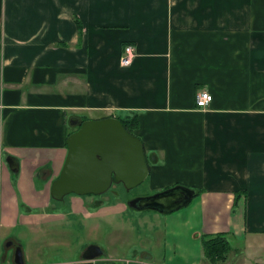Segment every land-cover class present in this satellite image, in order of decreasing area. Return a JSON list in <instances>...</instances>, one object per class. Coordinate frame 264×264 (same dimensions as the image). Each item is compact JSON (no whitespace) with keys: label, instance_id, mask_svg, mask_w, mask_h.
I'll list each match as a JSON object with an SVG mask.
<instances>
[{"label":"crops","instance_id":"0c3cea01","mask_svg":"<svg viewBox=\"0 0 264 264\" xmlns=\"http://www.w3.org/2000/svg\"><path fill=\"white\" fill-rule=\"evenodd\" d=\"M110 116L137 118L153 194L198 193L164 214L157 250L122 255L89 240L104 254L88 259L63 228L44 243L49 228L78 220L88 233L122 210L70 194L65 211L51 185L71 120ZM219 233L234 257L216 264H264V0H0V264H17V247L23 264H215L203 236ZM43 244L56 249L48 259Z\"/></svg>","mask_w":264,"mask_h":264},{"label":"water","instance_id":"95a60500","mask_svg":"<svg viewBox=\"0 0 264 264\" xmlns=\"http://www.w3.org/2000/svg\"><path fill=\"white\" fill-rule=\"evenodd\" d=\"M77 126L68 139V154L60 175L52 182L51 195L62 201L67 195H102L113 184L122 183L132 189L143 183L150 174L144 143L127 130L122 120L110 116L101 119H73ZM10 167L17 171L14 157L7 158ZM196 190L175 185L152 195L128 201L135 210H154L171 213L189 205ZM104 254L98 245H90L84 257L95 259ZM17 264H23V251L17 247Z\"/></svg>","mask_w":264,"mask_h":264},{"label":"rangeland","instance_id":"374dc122","mask_svg":"<svg viewBox=\"0 0 264 264\" xmlns=\"http://www.w3.org/2000/svg\"><path fill=\"white\" fill-rule=\"evenodd\" d=\"M154 190L150 189L149 181L145 180L140 185L132 188L127 189L122 183H115L111 187L109 191L102 195H92L90 197H96L105 199V209L116 207L122 212L115 215H109L107 217H113V218H102L97 219L96 221L92 222V231L87 233L86 224L83 221L81 226H79V221L77 220L75 223V235H74V229L72 228V225L74 224L71 222L70 225H57L52 228H49L48 234H44L46 237V240L44 243H52L55 241V238L61 239L60 233L61 228H63L65 238V242L72 246L71 241L73 238L80 237L82 238V242H86V245L81 248V252L87 248V246L90 243L89 240L94 241L93 243H98L102 246L105 245V247L110 251H118L120 254L126 255V252L130 250V253L133 252V250H140L142 251L143 246L149 247L151 250H157L160 246V241L156 238L160 235L164 236V230L163 228V221H165L164 214H159L158 212H155L154 210L150 211H143V212H137L133 208L126 206V208H123L122 204L118 205L119 203H127L129 199L134 198L135 196H139L142 194H153ZM75 199H79L80 201H83V197H86L88 195H72ZM82 197V198H81ZM68 199L70 197L67 195L66 198L62 201H58L60 203L62 208H64V205L66 206L65 211L67 210V207H69ZM86 199V198H85ZM89 199V198H88ZM92 199V198H91ZM122 199V200H119ZM88 203V202H86ZM100 203V202H99ZM99 203H95V205L98 207L102 206V204L98 205ZM89 207V205H88ZM86 208L88 210L89 208ZM147 212V213H145ZM145 213V214H144ZM91 223H89L90 225ZM66 226V228H64ZM79 226V227H78ZM88 226V223H87ZM86 228V230H84ZM65 229L67 231L65 232ZM53 232L55 233L53 235ZM58 233L59 236L56 234ZM78 234V236H77ZM162 238V237H161ZM77 239V238H76ZM46 244L43 246L45 249L43 250L46 253L45 259H48L50 257V253L52 252V248L54 247H48ZM99 245V246H100ZM41 248V247H40ZM37 249L36 244L33 245V250ZM39 249V248H38ZM54 251L56 249L54 248ZM71 252L68 253L67 256L71 257L72 252H75V249L70 250ZM80 252V254H81ZM135 253L131 254L132 256ZM234 257V249L232 248L229 257Z\"/></svg>","mask_w":264,"mask_h":264},{"label":"trees","instance_id":"16d2710c","mask_svg":"<svg viewBox=\"0 0 264 264\" xmlns=\"http://www.w3.org/2000/svg\"><path fill=\"white\" fill-rule=\"evenodd\" d=\"M121 120L125 125V127L127 128V130L135 134V129L138 126L137 118L129 117L127 119H121ZM197 193L198 192H196V194ZM203 247L206 258L211 262H214L215 264L227 260L232 250L231 241L228 235L225 233H219L216 235H204Z\"/></svg>","mask_w":264,"mask_h":264},{"label":"built area","instance_id":"2783aa9c","mask_svg":"<svg viewBox=\"0 0 264 264\" xmlns=\"http://www.w3.org/2000/svg\"><path fill=\"white\" fill-rule=\"evenodd\" d=\"M135 56V47L132 44L125 46L123 54L121 56V64L123 66H128L132 63ZM212 101V95L207 90H200L196 95V102L199 108H206Z\"/></svg>","mask_w":264,"mask_h":264},{"label":"flooded vegetation","instance_id":"af4514ba","mask_svg":"<svg viewBox=\"0 0 264 264\" xmlns=\"http://www.w3.org/2000/svg\"><path fill=\"white\" fill-rule=\"evenodd\" d=\"M98 201H101V198Z\"/></svg>","mask_w":264,"mask_h":264}]
</instances>
